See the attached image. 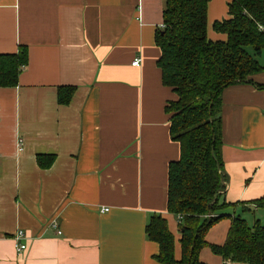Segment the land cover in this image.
<instances>
[{
  "label": "crops",
  "instance_id": "obj_1",
  "mask_svg": "<svg viewBox=\"0 0 264 264\" xmlns=\"http://www.w3.org/2000/svg\"><path fill=\"white\" fill-rule=\"evenodd\" d=\"M231 1L208 5L212 42L227 40L213 27L229 19ZM164 8L165 0H0V54L28 48L19 85L0 88V264H160L159 245L146 235L153 215L167 220L181 260L180 220L168 212L169 165L180 144L165 109L176 95L163 85L156 45ZM61 88H75L67 105L58 101ZM222 103L219 199L237 205L223 211L230 217L243 204L256 214L264 72L226 88ZM39 155L53 156L52 166L41 168ZM230 227L221 220L206 241L223 246ZM200 260L241 264L209 247Z\"/></svg>",
  "mask_w": 264,
  "mask_h": 264
},
{
  "label": "trees",
  "instance_id": "obj_2",
  "mask_svg": "<svg viewBox=\"0 0 264 264\" xmlns=\"http://www.w3.org/2000/svg\"><path fill=\"white\" fill-rule=\"evenodd\" d=\"M211 0H165L163 28L156 34L161 50L158 67L162 82L176 95L168 102L170 135L180 144V159L169 165L168 212L180 221L181 260L175 258V237L162 215H153L147 238L159 245L160 264H205L200 253L209 247L231 263L264 264V223L250 226L242 216L223 211L237 206L221 202L226 190L222 160V94L234 84L248 82L264 72L258 58L264 52V0H232L229 19L216 22L214 31L225 42L208 39V5ZM253 49V53L249 49ZM28 65V48L17 54H0V88H16ZM75 88H61L58 101L71 102ZM48 169L53 156L39 155ZM253 205L264 210V198ZM243 211H252L243 204ZM225 218L231 227L223 246L206 241L208 231Z\"/></svg>",
  "mask_w": 264,
  "mask_h": 264
},
{
  "label": "rangeland",
  "instance_id": "obj_3",
  "mask_svg": "<svg viewBox=\"0 0 264 264\" xmlns=\"http://www.w3.org/2000/svg\"><path fill=\"white\" fill-rule=\"evenodd\" d=\"M249 51L253 53L252 48H250ZM261 56L260 58H258V60L261 62V64H264V52ZM240 216H242L251 226L254 225L256 220H261V222L264 223V210L263 209L258 210L256 214L253 211L242 212V210H240Z\"/></svg>",
  "mask_w": 264,
  "mask_h": 264
},
{
  "label": "built area",
  "instance_id": "obj_4",
  "mask_svg": "<svg viewBox=\"0 0 264 264\" xmlns=\"http://www.w3.org/2000/svg\"><path fill=\"white\" fill-rule=\"evenodd\" d=\"M164 27V25H162L161 26V28H163ZM264 29V28H263ZM141 64V60L140 59H136L133 63H132V65L133 66H139ZM179 220L181 221L182 220V217H180L179 218ZM52 227L54 228V229H58V225L56 224V223H52ZM58 233L59 234H61V232L60 231H58ZM24 238V233L23 232H18L17 233V235H16V240L17 241H20L21 239H23ZM26 249V246L25 245H18V252L19 253H21L22 251H24Z\"/></svg>",
  "mask_w": 264,
  "mask_h": 264
}]
</instances>
